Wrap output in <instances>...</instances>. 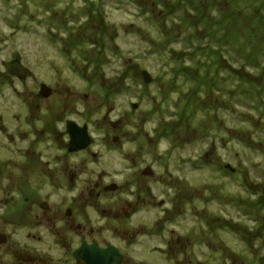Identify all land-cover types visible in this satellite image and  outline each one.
<instances>
[{
    "label": "rangeland",
    "instance_id": "374dc122",
    "mask_svg": "<svg viewBox=\"0 0 264 264\" xmlns=\"http://www.w3.org/2000/svg\"><path fill=\"white\" fill-rule=\"evenodd\" d=\"M252 2L0 0V67L19 54L24 69L0 74V138L7 146L12 134L18 148L35 137L39 160L62 157L65 121L86 124L93 146L65 161L83 178L125 168L129 185L138 182V212L108 225L111 240L103 233L128 264H264V13H245ZM158 3L166 10L156 19ZM228 50L250 53L249 69L229 71L227 61L243 57ZM40 84L52 88L46 99ZM18 100L29 121L22 130ZM223 163L234 171L218 170ZM116 180L114 199L134 196ZM183 180L195 188L191 200L179 193Z\"/></svg>",
    "mask_w": 264,
    "mask_h": 264
},
{
    "label": "flooded vegetation",
    "instance_id": "af4514ba",
    "mask_svg": "<svg viewBox=\"0 0 264 264\" xmlns=\"http://www.w3.org/2000/svg\"><path fill=\"white\" fill-rule=\"evenodd\" d=\"M5 64L0 67V74L15 78L24 73L21 67V73L13 76L7 72ZM41 85H38V96L46 99L52 94V88L49 87L51 91L48 97H42ZM5 86H0V89ZM17 104L19 105V100ZM17 104L13 101L10 107ZM23 109L24 112L21 108L18 115L16 111L12 114L14 118L19 117L21 130L23 126L29 124L25 119L27 109L25 107ZM1 114L0 111V117ZM68 123L75 124L80 130L85 126L90 142H95L86 124L79 125L70 120L65 121L63 130L65 136L61 135L62 138H66L62 147L59 146L62 157L55 155L39 160L35 157L39 155L38 144H33L35 137L29 140L28 136L25 145L18 148L14 146L12 134L8 133L6 136L7 146L0 138L4 143V147L0 148V156L8 157L7 161L0 158V252L4 249L0 264H104L102 261L105 257L98 258L83 253L84 258H78L77 253L82 247L89 248L91 254L94 248L102 251L115 249L120 257L106 258L107 264H128L125 253L109 241L112 238L108 225L111 226L114 219H130L138 212L135 210L141 206L136 202L141 199L139 193L138 198L134 199L138 182L134 181L132 186L129 185L131 175L124 176L127 173L125 168L117 174L109 169L103 170V174L100 175L91 171L89 178H83L82 169L78 171L73 160L65 161L68 158L74 159L86 149H70ZM0 127L1 134L4 128ZM57 132L58 129H55L54 133ZM134 169L136 170L135 167L128 168L132 172ZM140 173L145 176L152 174V171L147 168ZM139 174H133L132 181ZM114 178L124 179L123 183L130 187L125 192L131 196L129 191L132 187L134 196L132 195L130 199L122 197L114 199V191L118 192L119 187L122 188L120 181ZM183 181L179 184L180 195ZM21 231L25 234L24 240L17 239L16 233ZM103 233H106L109 240L103 238ZM5 259L9 261H3ZM178 262L185 264L180 263V260Z\"/></svg>",
    "mask_w": 264,
    "mask_h": 264
},
{
    "label": "water",
    "instance_id": "95a60500",
    "mask_svg": "<svg viewBox=\"0 0 264 264\" xmlns=\"http://www.w3.org/2000/svg\"><path fill=\"white\" fill-rule=\"evenodd\" d=\"M6 70L9 74L11 75H19L21 73V63H20V55L16 54L14 59L11 60L10 62L5 64ZM143 82L148 84L151 82L152 78L149 75L147 71H142L141 72ZM51 89L45 85H41V91L40 94L42 97H48L50 94ZM70 125L68 128V133L70 136V142H69V147L71 150H79V149H84L87 145L90 144V137L88 135V132L86 130V127L84 126L83 128H78L75 126V124L68 123ZM180 191L181 195L184 199L186 200H191L193 198V194L195 192V188L191 187L187 181H183L181 186H180ZM86 253L87 255L89 254L90 256L93 257H105L102 261V263L107 264L106 258H119L120 255L115 249L110 248L109 251H102L99 249L94 248L92 254L91 250L86 247H82L79 252L77 253L78 258H84V254ZM87 257V256H86Z\"/></svg>",
    "mask_w": 264,
    "mask_h": 264
},
{
    "label": "trees",
    "instance_id": "16d2710c",
    "mask_svg": "<svg viewBox=\"0 0 264 264\" xmlns=\"http://www.w3.org/2000/svg\"><path fill=\"white\" fill-rule=\"evenodd\" d=\"M188 2V4H189V1H187ZM178 2H176L174 5H173V3H172V8H173V6H175L176 4H177ZM252 3H254V4H256V5H254L253 6V8L252 9H250V10H248V11H246L245 13H248V14H253L254 12H253V10H256V8H259L261 11H259V13L257 14L258 16H260V15H262L263 13H264V2L262 1V0H253V2ZM159 4V6L161 7V9L160 10H158V11H156V15H151L152 17L153 16H156V19H157V17L158 18H161V15L163 14L162 12V10H166V5H161L160 3H158ZM179 11H180V7H177V6H175ZM172 13L173 12H176L175 11V8H173V10L171 11ZM172 13H171V15H172ZM165 14V13H164ZM236 16L234 15V19H236L235 18ZM243 19L246 21V22H248V21H251V22H253L254 20H248V19H245L244 17H243ZM259 21V18H257L256 19V21H255V23H259L258 21ZM221 21H224V19L223 20H219V24H218V30H220V27H221ZM226 21V20H225ZM233 24H234V20L232 21V23L231 24H229V27H228V29H231L232 27H233ZM236 27H237V25H236ZM236 37H237V35L234 33V30L233 31H230L229 32V36H228V38H227V41L228 42H230L231 40L233 41V42H235V39H236ZM240 38H242V37H240ZM222 48V47H221ZM222 50H223V48H222ZM228 52H232L233 53V55H236V56H239V57H243V61H239L238 59H237V57L235 58V61H236V63L234 62V64L232 63V62H230V60H228L227 61V63H228V65H226L225 67L226 68H230L229 69V71H233V72H239L240 71V69H243V70H247V69H249V68H247V65H249V60H247L246 58H244V57H249V55H250V53H248V54H244V55H237V54H235L234 53V51L233 50H228ZM259 58H260V54H259ZM238 62L239 63H241L240 65L238 64ZM242 63H245L244 65L242 64ZM259 66H260V69L262 68V69H264V64H262L261 62H260V64H259ZM258 67L256 66V71H258V69H257ZM249 74H250V71L248 72ZM235 74V73H234ZM224 164V163H223ZM221 165L222 167H223V169L224 170H221V168H220V166H219V168H218V170H220V171H222L223 173H225V174H228L229 173V171L230 172H233L234 170H233V167L230 165V164H228V163H225L224 165ZM203 167H206V165L204 164V165H196L195 166V168L196 169H200V168H203ZM246 189V188H245ZM245 193V192H244ZM237 197H232V199H235L236 200V202H237V199H236ZM256 202H257V204H256V209H258V210H261V208H259V206H260V204H261V202H262V199L261 198H258V199H256ZM259 203V204H258ZM262 205H264V204H262ZM250 206L252 207V204H250ZM249 206V207H250ZM250 207V208H251ZM262 210H264V207L262 206ZM211 230L213 231V232H215V231H218L217 230V226H212V228H211ZM230 232H232L231 230H230ZM234 235H236V233H234Z\"/></svg>",
    "mask_w": 264,
    "mask_h": 264
}]
</instances>
